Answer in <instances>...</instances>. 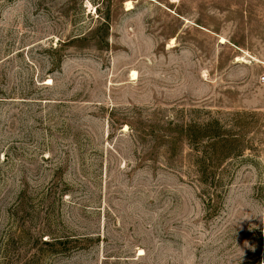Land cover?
I'll return each instance as SVG.
<instances>
[{
    "label": "rangeland",
    "instance_id": "obj_1",
    "mask_svg": "<svg viewBox=\"0 0 264 264\" xmlns=\"http://www.w3.org/2000/svg\"><path fill=\"white\" fill-rule=\"evenodd\" d=\"M0 264H264V0H0Z\"/></svg>",
    "mask_w": 264,
    "mask_h": 264
},
{
    "label": "trees",
    "instance_id": "obj_2",
    "mask_svg": "<svg viewBox=\"0 0 264 264\" xmlns=\"http://www.w3.org/2000/svg\"><path fill=\"white\" fill-rule=\"evenodd\" d=\"M191 129H195V131H196L195 134L191 137V140L194 141L196 145L199 142H201L200 144H203L202 146L207 147V149H208L209 157L208 158L203 157V159L201 160V163L204 164L207 161L208 166H210V169H213V151H214V149L217 146H220V147H222L221 154H224L223 152H226L225 150H227V148L232 143L229 142L228 138L224 139V138L218 137V139H215L216 137L213 136V119L208 121L207 124H205L204 126H198V128L193 125L189 129H187V132H190ZM226 154H229V153H226ZM201 177H202L201 178L202 183H205V184L207 183L209 186L213 185V173L209 172L206 174V173H204V171H202Z\"/></svg>",
    "mask_w": 264,
    "mask_h": 264
},
{
    "label": "bare ground",
    "instance_id": "obj_3",
    "mask_svg": "<svg viewBox=\"0 0 264 264\" xmlns=\"http://www.w3.org/2000/svg\"><path fill=\"white\" fill-rule=\"evenodd\" d=\"M127 5H129V8H131V6H130V2H127ZM224 40V39H223ZM220 42V41H219ZM135 73V72H134ZM132 75H133V73H132ZM135 75V74H134Z\"/></svg>",
    "mask_w": 264,
    "mask_h": 264
}]
</instances>
